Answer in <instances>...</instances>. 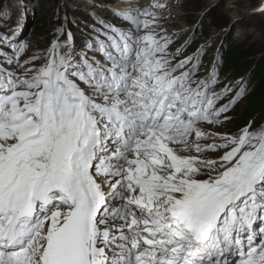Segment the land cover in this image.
<instances>
[{
  "label": "snow or ice",
  "instance_id": "snow-or-ice-1",
  "mask_svg": "<svg viewBox=\"0 0 264 264\" xmlns=\"http://www.w3.org/2000/svg\"><path fill=\"white\" fill-rule=\"evenodd\" d=\"M165 7L94 15L84 50L0 30V264H264V125L208 130L246 89L219 103Z\"/></svg>",
  "mask_w": 264,
  "mask_h": 264
},
{
  "label": "rangeland",
  "instance_id": "rangeland-1",
  "mask_svg": "<svg viewBox=\"0 0 264 264\" xmlns=\"http://www.w3.org/2000/svg\"><path fill=\"white\" fill-rule=\"evenodd\" d=\"M140 7H147L155 0H130ZM126 0H93L87 4L86 0H0V30L6 25H15L22 21V30L18 31V40L29 44L28 55L43 53L57 38L56 28L64 26V35L60 39H67V32L71 31L73 42L78 49L84 50L86 42L97 35L91 25L99 27L95 16L116 21L110 7L114 3ZM166 5L159 13L160 23L169 33H182L175 39L170 50L174 51L185 40L194 36L184 55H192L202 46L206 51L202 57L200 75L206 76L212 71L213 64L219 61L218 84L216 91L226 85L232 91L219 103H227L241 87L249 84L253 73L245 74L240 71H221V60L227 43L233 38L234 42L243 45H255L259 53L256 58L264 55V1L263 0H161ZM114 7V5H113ZM8 14L5 16V14ZM180 13V15L178 14ZM101 39L103 37L101 36ZM4 51L10 52L5 48ZM25 57L22 56L21 60ZM182 59L183 57H179ZM225 73V75H224ZM245 96L241 97L229 110L230 119L223 126L210 131L221 133H236L232 123L238 111L245 105ZM253 121V122H252ZM253 128L264 125V114L252 120Z\"/></svg>",
  "mask_w": 264,
  "mask_h": 264
},
{
  "label": "trees",
  "instance_id": "trees-1",
  "mask_svg": "<svg viewBox=\"0 0 264 264\" xmlns=\"http://www.w3.org/2000/svg\"><path fill=\"white\" fill-rule=\"evenodd\" d=\"M258 53L255 45L237 44L233 38L225 47L221 71H227L226 73L240 71V73L244 72V75L253 73L251 81L244 87L246 102L242 110L238 111L234 117L233 130L241 129L253 119L256 120L259 115L264 114V55L256 58Z\"/></svg>",
  "mask_w": 264,
  "mask_h": 264
},
{
  "label": "bare ground",
  "instance_id": "bare-ground-1",
  "mask_svg": "<svg viewBox=\"0 0 264 264\" xmlns=\"http://www.w3.org/2000/svg\"><path fill=\"white\" fill-rule=\"evenodd\" d=\"M87 1V4H89L91 1H93V0H86ZM108 7H110V8H112L113 7V5H114V7H127V6H129V5H136V4H134V3H132L130 0H126V2H122V3H114L113 5H112V7L111 6H109L108 4H106ZM179 15H180V13H178Z\"/></svg>",
  "mask_w": 264,
  "mask_h": 264
},
{
  "label": "water",
  "instance_id": "water-1",
  "mask_svg": "<svg viewBox=\"0 0 264 264\" xmlns=\"http://www.w3.org/2000/svg\"><path fill=\"white\" fill-rule=\"evenodd\" d=\"M264 1V0H263Z\"/></svg>",
  "mask_w": 264,
  "mask_h": 264
}]
</instances>
